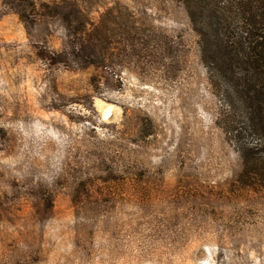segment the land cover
Returning a JSON list of instances; mask_svg holds the SVG:
<instances>
[{"label":"rangeland","instance_id":"374dc122","mask_svg":"<svg viewBox=\"0 0 264 264\" xmlns=\"http://www.w3.org/2000/svg\"><path fill=\"white\" fill-rule=\"evenodd\" d=\"M199 41L182 0H0V264H264Z\"/></svg>","mask_w":264,"mask_h":264},{"label":"trees","instance_id":"16d2710c","mask_svg":"<svg viewBox=\"0 0 264 264\" xmlns=\"http://www.w3.org/2000/svg\"><path fill=\"white\" fill-rule=\"evenodd\" d=\"M204 63L222 89L236 182L264 197V0H182Z\"/></svg>","mask_w":264,"mask_h":264},{"label":"bare ground","instance_id":"6f19581e","mask_svg":"<svg viewBox=\"0 0 264 264\" xmlns=\"http://www.w3.org/2000/svg\"><path fill=\"white\" fill-rule=\"evenodd\" d=\"M104 114H106V113H104ZM107 115H108V112H107ZM107 117V116H106Z\"/></svg>","mask_w":264,"mask_h":264}]
</instances>
